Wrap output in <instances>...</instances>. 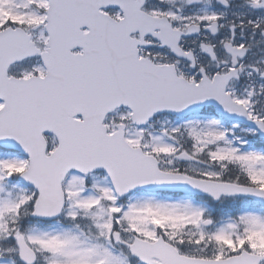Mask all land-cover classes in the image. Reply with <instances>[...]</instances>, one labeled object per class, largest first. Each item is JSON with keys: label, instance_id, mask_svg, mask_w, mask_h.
Masks as SVG:
<instances>
[{"label": "snow or ice", "instance_id": "6c2138e0", "mask_svg": "<svg viewBox=\"0 0 264 264\" xmlns=\"http://www.w3.org/2000/svg\"><path fill=\"white\" fill-rule=\"evenodd\" d=\"M0 264H264V0H0Z\"/></svg>", "mask_w": 264, "mask_h": 264}]
</instances>
